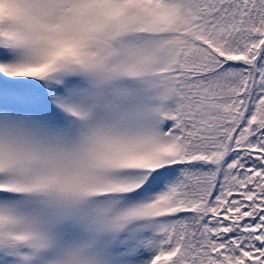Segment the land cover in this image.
<instances>
[{
    "label": "rangeland",
    "instance_id": "374dc122",
    "mask_svg": "<svg viewBox=\"0 0 264 264\" xmlns=\"http://www.w3.org/2000/svg\"><path fill=\"white\" fill-rule=\"evenodd\" d=\"M138 5L0 0V264H133L137 246L125 248L140 209L118 196L131 187L107 180L115 174L110 133L123 129L126 104L137 103L129 137L153 133L150 148L155 133L162 137L129 165L144 170L139 186L154 172L151 162L176 150L177 134L163 130L177 50L164 21L170 27L181 15L169 6L139 21ZM13 54L32 60L19 83L10 79ZM153 87L155 98L147 95Z\"/></svg>",
    "mask_w": 264,
    "mask_h": 264
},
{
    "label": "trees",
    "instance_id": "16d2710c",
    "mask_svg": "<svg viewBox=\"0 0 264 264\" xmlns=\"http://www.w3.org/2000/svg\"><path fill=\"white\" fill-rule=\"evenodd\" d=\"M133 2L139 3V21L147 11L169 6L181 14L170 27L164 21L177 50L163 130L178 138L172 159L151 162L154 172L139 186L144 170L129 165L139 164L162 137L155 133L151 148L147 132L140 133L142 140L129 137L137 130L130 118L139 111L137 103L126 104L123 129L110 133L117 139L107 155L115 174L107 180L131 187L118 196L140 209L129 233L135 238L125 250L131 254L136 244L133 264H150L160 253L157 264H264V0ZM8 57L15 68L10 79L19 83L18 72L27 75L32 60ZM153 88L148 97L158 96ZM166 209L172 211L160 214Z\"/></svg>",
    "mask_w": 264,
    "mask_h": 264
}]
</instances>
